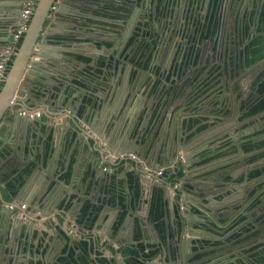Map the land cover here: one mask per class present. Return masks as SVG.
Instances as JSON below:
<instances>
[{
  "label": "water",
  "instance_id": "95a60500",
  "mask_svg": "<svg viewBox=\"0 0 264 264\" xmlns=\"http://www.w3.org/2000/svg\"><path fill=\"white\" fill-rule=\"evenodd\" d=\"M179 5L183 6L180 0H178ZM52 6H55L56 10L52 11ZM104 6L101 0H39L22 43L11 62L0 91V139H3L1 137L3 130L9 129L11 132H16L19 122L25 126L29 134L30 129H33V124L38 121L34 118L35 116H30L32 108L46 107V110H42L45 115L48 112H53L60 116V119L58 118L60 122H55L50 128L51 138L49 139L52 149L46 146L41 153L34 150L30 154V157L33 156L32 161L35 164L28 165L32 166V170L19 187L20 200H26L25 213L30 210L32 213L37 211L33 208L36 203L41 207L50 201L53 209L58 207L57 203L54 204L57 199L53 198L52 187L58 183L53 184L54 179L62 180L56 175L55 162L59 155L58 146L62 141L69 139L70 145L76 144L79 151L84 147L88 148L90 161L86 169L91 176L97 179V184L103 173H106V168L101 161L99 163L93 161L94 151L104 156L122 157L123 160L133 162L138 159L144 160L145 164L149 165V158L147 159L144 154L150 146L153 149L150 152L158 159V166L150 164L148 172L137 168V177L132 183L133 186L128 177L124 184L116 186L118 194H124L125 204L120 203V197L114 201L119 202V212L126 211V215L121 225L116 229V236L110 238L120 242L118 240L120 236L128 231L124 243L132 244L135 242L134 238L137 232L141 231L143 234L144 230L149 232L151 226L154 236L153 239L147 240L156 242L159 244L158 247H162L159 256L166 254L168 264H196L193 260L198 255L205 251L210 252L205 241L221 240L222 243H226L224 237L231 233L228 229L235 221L248 213L247 208L251 203L248 198L251 199L253 194L252 190L248 193H245V190L249 187L250 182L255 184L254 181H257V179L252 181L245 179L240 182L238 174L233 173L231 168L224 167L222 171H217L216 168L214 171L213 169L206 170L198 175L200 177H195L198 179L192 182L191 187L186 185L191 179L194 163L202 159L203 153L211 146V142L234 137V143L238 144L241 140L237 136L243 132L242 128L238 130L234 123L244 120V118L240 119L243 117V113L237 103L241 102L238 96L243 93V78L248 71L244 70L245 52L237 54V31L241 25V21L238 23L240 18L237 20L238 25H236L235 32L219 27V32L213 30L212 38L214 40V37L219 35V43H212L208 47L210 42L206 41L204 46L196 45L193 51L190 43L185 42L178 45L174 42L173 36L167 40L170 32L175 36L178 32L181 33L185 29L186 23L181 26L178 22V25L174 26L175 24L173 25L170 21L168 30L156 31L157 36L150 39L152 28L145 25L152 23L149 17L150 11L149 16L145 18L141 16L133 24L132 19L129 20V23L122 19L123 23H120L119 27L111 26L110 32L99 30L98 27L106 28L105 25L99 23L93 26L92 33L76 31L74 33L76 39L86 36L91 40L87 41L86 47L93 46L91 49H95L97 54H88L87 52L83 55L95 60L94 67L96 68L100 62L101 50H115V55L118 53L117 56L126 61L130 59L126 56L135 51L140 40L143 37L147 39V51L151 53L155 66L160 67L158 74L162 78L160 79L161 83L156 85L157 79H154L151 85L144 82L143 71L137 67L139 65L130 61L127 65L116 69V81L111 79L106 87L102 83V75H99L96 70L85 73L75 67L80 63L87 66L88 62L79 58V54L82 52L70 50L73 57L69 58L67 64V61L60 58L59 52L48 48L49 46L67 47L66 44L56 43L62 41V39L59 41L56 38L57 35L69 37L68 32L57 28L59 16L63 14L66 7H73L80 14L84 9L92 10L90 12L93 13L97 10L103 13ZM22 7L23 0H0V16L6 17L9 13L16 16L12 20H3L6 28L17 27ZM181 7L179 12L182 11ZM126 8L132 11L131 17L134 16V6L129 5ZM148 8L151 9L150 4ZM83 17L87 18V14ZM141 21L145 24H141ZM87 24L88 27H91V22H87ZM127 29H130L129 35L131 34L135 41L130 47L131 50L129 49L128 52L121 55L120 47L128 42ZM145 32L146 35L143 36ZM13 37L14 32L11 34V40ZM106 42H112L114 49ZM72 44L70 45L72 46ZM91 49L89 52H94ZM217 51L220 53L216 54ZM66 52L69 51L66 50ZM170 54L173 59L176 56L174 61L171 60L170 66L163 63L158 64L155 61L159 56L165 59ZM196 62L198 65H207V70H203L199 76L190 77L196 81V84L204 87L202 90L208 88L205 92L206 96L201 99L197 98V93L200 92L197 90L198 88L189 93L188 85L187 87L185 84L179 85V71L183 68L187 70L191 64L195 67ZM105 63L109 67L110 60ZM68 65H72L75 69L72 72L69 71ZM127 66L134 70L131 72L130 81L132 82H130L128 94L124 87L125 80L128 78ZM105 69L104 71L107 73ZM262 71L263 69L258 72V75ZM169 73H175L171 77V81L168 79ZM107 78L106 74L105 80ZM97 85L101 88V92L108 91V93L101 94L102 97L97 95L94 90ZM132 85H134L133 88ZM57 87L61 88L58 92ZM143 87H145L144 91ZM72 90L74 91L72 97L77 101L72 100L71 103V97L66 101L65 98L67 93ZM87 95L92 101L84 100ZM177 102L182 103L178 108ZM181 107L184 109L179 111ZM66 111L69 112L64 117L63 114ZM255 116L257 115L247 117L252 119ZM34 128L36 130L35 126ZM248 132L249 130L246 129L243 134L246 135ZM8 143L10 142L8 141ZM10 144L15 145L14 142ZM23 147L21 143L16 144V154L20 156ZM211 150L214 152L213 147ZM254 154L256 152L246 154L243 151L240 160L244 161L246 157ZM160 158L161 161H159ZM27 164V162H23V165ZM162 169L168 174L163 172L162 176H157L156 171ZM40 171H44V177L41 178L38 186L31 190V183ZM171 172L176 173L178 177L181 172L184 174L181 179L182 186L176 188L177 194H174L169 188L171 184L168 181L171 178ZM207 174L209 175L207 176ZM104 178L107 179L108 174H105ZM156 188L163 190V197L167 203L166 234L169 237L167 242L162 239V235L150 218L149 194ZM137 189L139 194H137ZM239 193L241 194L239 195ZM190 194L194 195L197 204L189 202ZM107 196H112V193ZM3 203H6L5 200L0 199V264H28L30 258H27L24 247L29 241L28 235L30 237L35 228L32 227L29 217L18 215L15 210L2 206ZM94 203H99L98 205L107 209L103 202ZM108 205L116 206L115 202H110ZM47 211L48 209L42 213L45 214ZM170 211L173 219L170 218ZM136 217L141 221L137 225L134 223ZM116 220L117 215L111 222L112 229ZM248 220L241 222V225ZM172 230L174 231L173 235ZM72 237L69 235V243ZM73 240L76 238L73 237L72 242ZM220 249L217 247L213 251ZM53 253L50 251L44 255L46 264H54L55 254ZM159 256L151 264H161ZM24 258L27 259L24 260ZM119 261L126 263L125 259Z\"/></svg>",
  "mask_w": 264,
  "mask_h": 264
},
{
  "label": "crops",
  "instance_id": "0c3cea01",
  "mask_svg": "<svg viewBox=\"0 0 264 264\" xmlns=\"http://www.w3.org/2000/svg\"><path fill=\"white\" fill-rule=\"evenodd\" d=\"M101 1L105 5L103 8V13L98 10L93 13L90 12L92 10L89 11L84 9V11H81L79 14V12L75 11L73 7H66V9L62 12L63 14L59 16L60 20L57 21V28L68 32L69 37L57 35L56 38H58L59 41L60 39H62V41L56 43H61V45L66 44L67 47L61 48L49 46L48 48L54 52H59L60 58L63 61H67V64L69 63V58L71 59L73 57V55L70 53V50H77L78 52H82V54H79V58L87 61V66L80 63L78 66L75 65V67L77 69H81L85 73L90 70H96L99 75H102V83H104L106 87L108 86V83L111 79L116 81V69H118V67L121 68L122 65H127L128 60L123 61L120 56H117L119 55L118 53L117 55H115V50H101V54L99 57L100 63L97 68L94 67L95 60L91 59V57L83 55V53L86 54L88 52V54H97L96 50L91 49L93 48V46L86 47L87 41H91L86 36H80V39H76V36L74 34L76 31L79 30L83 32L92 33L94 31L93 26H95L96 23H99L100 25L103 24L106 26V28L98 27L99 30L110 32L112 30L111 26L119 27L121 25L120 23H123L124 19L128 21V23L130 22L129 20L132 19L133 24L135 20H139L141 16H143L144 18L146 16H149L150 14L148 13L150 11L151 15L149 17L152 21L151 25L145 24L142 21L140 23H142L143 25L145 24L146 27L151 26V34L154 35V37L157 36L156 31L163 32L165 29L168 30L169 23L170 21H172L173 25L175 24L174 26H176V24L178 25V22H180L181 26L183 23L184 25L186 23V27L181 31V33L178 32L177 36H175L174 33L170 32L167 36V40L170 38V36H173L174 42L178 43V45L180 43L183 44L185 42L190 43L192 45V51L195 50L196 45L204 46L206 41L210 42L208 44V47H210L212 43H219V35H216L213 40L212 38L214 35L212 34V31L209 30V35L206 36V32H204L205 30L202 27V25L205 24L208 12V19H210L209 17H211L213 13L214 17L217 14L216 11V14L215 12L209 11L211 10L210 8L212 6L211 0H185L182 7L180 5L178 6V0ZM149 4L151 5V9L148 8ZM129 5L134 6L133 13L135 12V14L132 17V11L126 8V6ZM190 5L191 10L195 8V14H192V12L189 11ZM180 7L182 9L181 12H179ZM178 12L179 15L177 14ZM86 14L87 18L83 17L86 16ZM225 16L226 21L228 22L234 20L235 17L232 11H226ZM14 17L16 16H14L12 13L7 14L6 17L4 15L0 16V51L5 45L9 44L12 41L11 34L12 32H14L15 29L9 27L6 28L3 20H12ZM195 19L196 21L194 22ZM87 22H91V27H88ZM129 31L130 29H127V36H129ZM131 38L132 40L128 42L129 47H131L135 41L134 37L131 36ZM222 39L223 36L221 40ZM71 43H73L72 46L70 45ZM106 43L108 46L114 49V44L112 42ZM88 48H90L91 51L94 50V52H89L90 49ZM66 50L69 52H66ZM218 53L220 52L217 51L216 54ZM108 60H110L109 67L106 66L105 63ZM159 63L163 62L158 61V64ZM163 64L170 66L169 61L167 60ZM195 65L196 66L193 67V64H191L189 65V68L187 70L183 68L179 71V85L185 84L186 87L188 85L187 90L190 91L189 93L198 88L197 90H199L200 92L197 93V98L201 99L206 96L207 93L205 92L208 88H205L206 90H202V88L204 87H201V85H198V83L196 84V81L194 79H191L190 77L196 78L197 76H199L203 70H207V65H198V62H196ZM137 67H139L143 71L142 75L144 78V82L151 85L154 79H157L158 81L156 85H159L161 83L160 79L162 78L158 74V70L160 69V67L157 65L155 66V63L152 62L151 64L149 63L146 66L140 65ZM67 69L72 72L75 68L71 65ZM104 69L107 73H105ZM126 69L129 75L128 78L125 80L124 87L126 89V94H128L130 92V82H132L130 81V72L134 70H132V68L128 66L126 67ZM263 72L264 69L262 73ZM262 73L260 74V76L262 75ZM106 74L108 76L107 80H105ZM174 74L175 73H169L168 79H170V81L171 77H173ZM98 86L99 85H97L96 87L94 86V90L97 92V95L100 96L101 94L104 95L108 93V91L101 92L102 90ZM133 86L134 85H132V88ZM60 89L61 88L57 87V92L60 91ZM142 90L144 91L145 87H143ZM73 93V90L72 92L67 93L65 101L70 97L71 103L72 100L77 101L73 99ZM83 93L85 94L86 90ZM141 94L142 92L140 93V95ZM102 95L100 97H102ZM87 99H89L88 95L84 97V100L87 101ZM89 101H92L91 98L89 99ZM180 102H177V108L182 105V103ZM183 103H186V101H183ZM184 107H181L179 111H182ZM45 108L46 107H40L36 109L32 108L31 113L35 114L37 112H40L41 115L39 117H34L38 121L33 124V129H30L31 131L29 132V134L27 133L25 126L20 122L19 128L16 132H11L9 129H7L6 131H2L1 137L3 139H0V176H2V173L10 171L14 172L15 170H20L28 165H31L34 162L32 161L33 156L30 157L32 151L35 150L36 152L41 153V151H43L46 146H49L52 149V145L49 139L51 138L50 128L51 126H53V124H55V122H60V120H58V118L60 119V116L56 115V113L53 112H48L47 115H45L43 113V111L46 110ZM68 112L69 111H66L63 116L65 117L66 115H68ZM180 114L181 112L179 113V115ZM257 117H260L264 120V112L255 116L254 118L257 119ZM244 122L246 121L242 120L241 122L234 123V125H236V128H238L239 130V128H242L246 125L244 124ZM34 126L36 127V130ZM263 129L264 127L262 128V130ZM154 131L155 129L153 130V132ZM249 131L251 132L250 135H254L255 133H258L259 129L253 127ZM228 140L229 139H218V141L211 142V146L207 148L203 153L202 159L194 163V167L192 168L190 175L191 179L189 182L186 183L187 186L191 187L192 182H195L198 179L195 177H200L198 175L202 172H205L206 170L213 169L214 171V169L216 168L217 171H222L224 167L231 168L232 170H242L244 167H246L243 161L240 160V154L235 152L233 153L230 151V141ZM8 141L10 143L14 142L15 145L19 143L23 144L24 147L23 150L20 152V156L16 154L15 145H12L10 143L7 144ZM211 147H213L214 152L211 150ZM138 148L140 149V147ZM58 149L59 155L55 161L56 175L62 180L57 181L54 179L53 182V184H56L58 182L55 187H52L54 190L53 198L57 199L54 204H58V207L56 209H53V206L50 204L49 201L41 207L39 204L37 205L36 203L35 205H33V208L37 209V211L35 210V212L32 213V211L30 210L25 213L27 208H22L21 204L26 203V200H20L19 188H17V192L13 193L11 187L9 188L7 181H5L3 177L2 179H0V199L5 200L6 202L3 203L2 206L9 207L10 203H15L16 205L14 210L16 211V213H18V215L20 216L29 217L31 219L32 227L35 228L33 234H31L30 237L28 235L29 241L24 247V251L27 255V258H30L28 264H46L47 262L46 260H44V255L50 253V251L55 252V254L63 253L64 256H68L69 253H72L73 258L76 261L81 258H84L83 264H97V260L99 259L104 261L103 264L107 262H111V264H125L124 262L119 260H122V258H124L123 256H125H122V249L125 247L123 246V243L128 236V231H126L120 236V238L118 239L120 243L110 238L115 237L117 233L115 228H111V222L113 218L117 213H119V202L114 200H117V197H120V203L123 205L125 204V196L123 193L118 194L116 186L118 184H124L126 177L129 178L130 183L133 186L132 183L137 177V168H139V170L143 172H148V167L150 166V164L153 166H158V159L152 155V152H150L153 151V149H151V147L149 146L148 149H146V153L144 154L145 156H147V159L149 158V165L145 164L146 162L144 160L138 159V157V161L133 162L131 160H123L121 159L122 157L117 158L111 155L104 156L101 153L94 151L93 153L95 154V156L93 161H95L96 163H99L101 161L103 166L107 168L106 173H103L100 182L98 181V184L97 179L91 176L89 171H87L86 169L89 166L90 161V159H88L89 152L87 147H84L81 151H79L78 146H76V144L70 145L68 139L67 141H62L61 144H59ZM159 161H161V158L159 159ZM23 162H27L28 164L23 165ZM256 170L258 169H253L252 172H255ZM105 174H108L107 179L104 178ZM43 175L44 171H40L38 173L36 178L31 183V190L35 189V187L38 186L41 178L44 177ZM156 175L162 176L163 174ZM208 175L209 174H207V176ZM14 176H16L15 173L12 174V177ZM183 176L184 174L178 177L176 173L171 172V178L168 182L169 184H171L169 188L174 194H177V186H182L181 179L183 178ZM241 176H244L243 173ZM154 190L151 191V193L149 194V203H151V198L153 196ZM136 191L137 194H139V190L137 189ZM111 193L112 196H107V194L110 195ZM240 194L241 193H239V195ZM189 196V202L197 204L194 195L190 194ZM94 202H103L104 204H106L107 209L100 205L102 207L101 209L103 214L100 216L98 221H96L90 226V222L87 223V217L85 216V212H83V208L86 204L92 206L96 205ZM110 202H115L116 206L113 207L112 205H108ZM47 209V213L43 214L42 211H46ZM166 209L167 203L163 215L165 227L166 219L168 217ZM124 213H126V211H124ZM170 218L173 219L171 211ZM32 220H34L35 222H33ZM140 222L141 221L138 217L134 219V223L136 225ZM149 228V232L147 230H144V234L140 231L143 236V239H153V229L151 226ZM173 234L174 231L172 230V235ZM69 235H72L74 238H76L74 243H69ZM168 238L169 237L165 231V236L162 235V239L167 242ZM152 243H154L155 246H159V244L156 242ZM213 250H215V247H213L211 251ZM161 251L162 247L160 246V252ZM205 254H207L206 251L204 252V255ZM27 258H24V260H26ZM159 258L161 264H168V256L166 254L160 255ZM149 263L153 262L149 261Z\"/></svg>",
  "mask_w": 264,
  "mask_h": 264
},
{
  "label": "flooded vegetation",
  "instance_id": "af4514ba",
  "mask_svg": "<svg viewBox=\"0 0 264 264\" xmlns=\"http://www.w3.org/2000/svg\"><path fill=\"white\" fill-rule=\"evenodd\" d=\"M184 1L185 0H180L181 4H183ZM211 5H212L210 8L211 10L209 11L210 12L216 11L217 14L215 12L216 14L215 17L212 15L211 17H209L210 19H208V14H209L208 12L205 24L202 25L205 31L211 30L212 34H214L213 30L218 31L219 27H221V28H227L228 30L235 32L236 25H238V23L241 21V25L239 26L240 31L239 30L237 31V35H238L237 54L245 52L246 65L244 67V70L248 72L245 74L243 78L244 89H243V93L241 95L239 94L238 96V98L241 99V102L237 103V105H239L242 109L243 117H241V119L244 118V121H246L245 123L246 125L242 127L243 132L241 133V135L239 134V136H237V138H241L238 144L234 143L233 141L234 137L228 140L230 141L229 142L230 146L238 148V150L235 153H239L240 154L239 156H241V152H243L242 144L245 139V136L251 134V132L249 131L248 134L245 135L243 134L244 131L246 129L251 130L253 127H255V128H258L259 129L258 132H260L262 128L264 127L263 125L264 120L262 118L259 117L260 118L259 119L257 117V119H255L254 117H252V119H249L247 116H245V114L248 112L246 111V109L249 107V105L251 106L253 100L258 97V93H257L258 85L257 84L259 83V80L261 77L260 75H258V72H260L261 69H264V62H263L264 59H261L258 62L249 63V57L247 54V46H249L253 41L257 40V37L260 36L262 32L264 33V29L260 31L261 16L264 14V0H211ZM190 7L191 5L189 6V11L192 12V14H195V10H194L195 8L191 10ZM226 11L228 12L232 11L235 16L234 20H232L231 22L226 21V18H225ZM239 18L240 20H238ZM237 20H238V23H237ZM195 21L196 19L194 20V22ZM219 23H220V26H218ZM145 35L146 33H144L143 36ZM131 36L132 35L130 34L128 37V42L132 40ZM149 37L150 39H152V38H155L156 36L154 37V35L151 34ZM128 42L125 43L124 46L120 47L122 49L121 55H123L124 52L129 51L130 47H129ZM146 44H147V39L143 37V39L140 40L139 45L137 46L135 51H133L131 55L126 56V58H130L128 59V62L133 61L135 62V65L139 64V66L140 65L146 66L149 63L151 64L153 62L152 57H151L152 55L151 53L147 51L148 46ZM172 59L173 57L170 54L165 59L162 58V56H160L159 58H156L155 61L158 62L161 60L163 63H165L167 60L169 61V64H171ZM263 138H264V134L258 135L256 137V140H261ZM253 152H256V154L246 157L243 161L246 167H244L242 170H238V169L232 170L233 173L238 174V179H240V182L244 181L245 179L251 180V181L257 179V181H254L255 184L250 182L249 187L245 190V193H248L250 190H252L251 192L253 194V197L251 199L248 198L249 200H251V203H249V206L247 208L248 213L242 216L241 218H239L237 221H235L234 224L230 227V229H228L229 232L231 231V233H229V235L230 234L231 235L230 236L226 235L227 237L226 236L224 237L226 240L225 241L226 243H222L221 240L205 241V245L207 246L208 250L211 251L213 247H215V249L217 247L221 249L218 251H213L211 253L207 252V254L205 255L204 253L201 255H198L196 259L193 260V262H195L196 264H264L263 262L264 261V156L259 157L257 160H254V161H248L250 157L255 156L257 154H261L262 152H264V150L257 149V150H254L248 153L245 152V153L249 154ZM253 169H258L260 171L256 177L251 176ZM242 173L244 176H241ZM256 201L258 202L255 203ZM101 208L102 207L98 204L93 205V206L91 205V207L88 208V211L85 213L86 214L85 216L87 217V223L90 222V226L94 224L96 221H98L100 218V215L103 214ZM121 214H123V212L121 213L119 212L116 214L117 220L115 221L113 228H115V224L119 220V217ZM247 219L249 220L246 223H243L241 225V222ZM252 223H253L252 228L255 231H257V235L255 238L249 239L247 237L248 231L243 230L242 232V229H244L247 225L252 224ZM238 225L239 227H236ZM134 240H135L134 243L132 244L123 243V246L127 247L129 245H139L140 242L144 244H154L152 242H149L147 238L143 239V236H141L140 239H136V236H135ZM74 241L75 240H73V242L71 241L70 243H74ZM254 245H257L255 250H253L252 248ZM154 248L159 249L160 247L154 246ZM53 254H55V252ZM159 254L157 255V257L159 256ZM70 255H71L70 253L68 256H64L63 253L55 254L54 264H69L61 259L68 258L70 257ZM122 256H123V251H122ZM123 257L124 258L122 259H125L126 261L125 264H139V263L144 264L145 262V260L139 257H137L138 260H133L132 255L123 256ZM214 258H217V259L214 260ZM151 261L153 262L154 259ZM77 262L79 264H83L84 260L79 259ZM103 262H104L103 260H100V259L97 260V264H103ZM146 263L148 264L149 261ZM105 264H111V262L110 263L107 262Z\"/></svg>",
  "mask_w": 264,
  "mask_h": 264
},
{
  "label": "trees",
  "instance_id": "16d2710c",
  "mask_svg": "<svg viewBox=\"0 0 264 264\" xmlns=\"http://www.w3.org/2000/svg\"><path fill=\"white\" fill-rule=\"evenodd\" d=\"M214 16V13H213ZM264 29V14L261 16V26H260V31ZM206 36L209 35V30H206ZM208 32V34H207ZM23 37L19 40L17 47L19 49L21 43H22ZM247 54L249 57V63L250 62H258L261 59H264V33L262 32V34L260 36L257 37V40L253 41L249 46H247ZM13 61V60H12ZM11 61V62H12ZM11 62H9V66L11 65ZM258 85V97L256 99L253 100L252 105L247 108L248 112L245 114V116H252V115H258L259 113L264 112V72L262 73L259 83ZM264 134V129L261 130L258 133H255L254 135H248L245 136V139L243 141L242 144V149L245 152H251L254 150H264V138L261 140H256V137L258 135H262ZM230 151L231 152H236L238 150L237 147H233L230 146ZM264 156V152H262L261 154H257L255 156H252L248 159V161H254L257 160L259 157H263ZM32 170V166H27L24 167L20 170H15L10 171V172H5L2 173V176H0V179H2V177L4 178L5 181H7L9 188L11 187L12 192L15 193L17 192V188L20 187L21 184H23V182L26 179V176L31 172ZM260 171L256 170L255 172L251 173V176L255 177L256 175H258ZM16 174V176L12 177V174ZM165 174H168L167 171H164ZM182 172L179 174V176H182ZM1 175V174H0ZM240 180V179H238ZM258 201H256L255 203H257ZM254 203V204H255ZM91 205L86 204L83 208L84 212L86 213L88 211V208H90ZM165 207H166V202L164 200L163 197V190L160 188H156L153 192V196L151 198V203H150V218L152 219V221H154L159 233L163 236H165V231H166V227H165V223L163 220V215L165 212ZM99 208V207H98ZM125 213L121 214L119 217V220L117 221V223L115 224V229H117L121 223L123 222L124 218H125ZM253 224H249L247 225L243 230H247L248 234L247 237L249 239L255 238L257 235V231H255L253 228ZM142 236L141 232H137L136 233V239H140ZM154 244H144L142 242L139 243V245H129L127 247H125L122 251H123V255L125 256H131L133 257V260H138L137 257L145 260L144 264H147L146 262L151 261L153 259H155L157 257V255L160 252V248L156 249L154 248ZM257 247V245H254L252 248L253 250H255V248ZM256 255V254H255ZM82 260L84 258H81ZM80 259V260H81ZM69 264H79L74 258L73 255L71 253L70 257L68 258H63L61 259ZM71 261V262H69ZM264 262V261H263ZM140 264V263H139Z\"/></svg>",
  "mask_w": 264,
  "mask_h": 264
},
{
  "label": "built area",
  "instance_id": "2783aa9c",
  "mask_svg": "<svg viewBox=\"0 0 264 264\" xmlns=\"http://www.w3.org/2000/svg\"><path fill=\"white\" fill-rule=\"evenodd\" d=\"M38 1L39 0H24L22 11H21L20 18L18 21V25L14 29V37H13L12 41L9 44L5 45L3 47V49L0 51V91L3 87V84L5 82V78L7 76V73H8L9 67H10L9 62H11L13 60L15 54L18 51L17 44H18L19 40L24 36V34L26 33V31L29 27L32 14L36 8ZM51 10L52 11L56 10V7L52 6ZM40 115H41L40 112H37L35 114L34 113L30 114L31 117H34V116L39 117ZM133 157H135V156H133ZM163 172H164V169H162L160 171H156V174L162 175ZM15 205H16L15 203H10L9 208L14 210ZM21 207L27 208V204L22 203Z\"/></svg>",
  "mask_w": 264,
  "mask_h": 264
}]
</instances>
